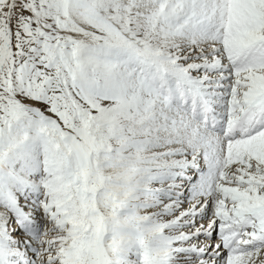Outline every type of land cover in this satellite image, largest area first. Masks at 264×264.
<instances>
[{
    "label": "snow or ice",
    "instance_id": "obj_1",
    "mask_svg": "<svg viewBox=\"0 0 264 264\" xmlns=\"http://www.w3.org/2000/svg\"><path fill=\"white\" fill-rule=\"evenodd\" d=\"M0 264H264V0H0Z\"/></svg>",
    "mask_w": 264,
    "mask_h": 264
}]
</instances>
